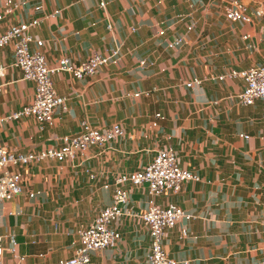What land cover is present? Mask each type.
Listing matches in <instances>:
<instances>
[{"label":"crops","instance_id":"1","mask_svg":"<svg viewBox=\"0 0 264 264\" xmlns=\"http://www.w3.org/2000/svg\"><path fill=\"white\" fill-rule=\"evenodd\" d=\"M5 1L0 0V33L59 10L31 29L43 40L31 48L41 50L49 65L62 56L78 63L94 51L105 54L113 48L119 60L90 78L53 74V87L65 97L66 108L56 109L52 125L32 116L1 121L0 145L18 152L58 147L63 136L81 130L83 119L97 127L120 123L125 135L101 153L91 147L89 158L19 166L23 191L0 202L3 246L13 236L23 264H56L70 257L78 228L111 203L114 176L141 169L158 149L171 146L200 181H186L179 193L155 199L194 215L165 232L169 257L186 264H263L264 104H241L239 79H211L192 89L182 83L264 63V19L253 18L250 25L227 21L223 0H102L104 7L101 0H42L43 12L27 0H11L17 6L8 13ZM241 1L250 10L256 7V0ZM160 29L163 36L157 34ZM175 36L183 38L181 45L167 47ZM13 56L12 44L0 51L5 66L1 116L20 109L34 94V83L22 80L20 69L10 65ZM138 91L148 94L134 97ZM157 112L162 118L154 117ZM124 187L130 214L114 225L121 237L115 248L92 253L89 264H147L148 230L133 214L147 209L149 196L142 186ZM35 191L36 196H28ZM182 227L188 234L181 238ZM4 264H12L8 253Z\"/></svg>","mask_w":264,"mask_h":264},{"label":"built area","instance_id":"2","mask_svg":"<svg viewBox=\"0 0 264 264\" xmlns=\"http://www.w3.org/2000/svg\"><path fill=\"white\" fill-rule=\"evenodd\" d=\"M222 11L227 21L239 22L250 25L253 18L264 19V0H256V7L252 10L241 0H223ZM27 3L37 12H43L42 0H27ZM105 2L100 1L99 6L104 7ZM17 6L11 0L5 1L7 13ZM59 10L51 13H43L41 17L33 18L27 22H21L8 26L0 33V51L8 44L13 45L14 56L10 64L20 69L22 80L34 83V94L28 103L20 109L0 115L1 121L18 120L21 117L32 116L38 123L52 125L54 114L58 107L65 109V97L59 95L53 87L52 75L61 71L71 74L76 79L93 77L100 66L114 64L119 60L118 48H113L105 54L99 51L92 52L85 59L74 63L67 56L58 59L55 65H49L45 54L39 49H32V43L38 47L43 45V40L36 38L31 29L58 14ZM2 15L0 14V18ZM192 23L187 25L186 31L192 29ZM107 30H112L110 22L106 24ZM133 29V28H132ZM157 34L163 36L165 31L160 29ZM249 35L246 33L243 38ZM183 38L175 36L167 40L169 48L181 45ZM145 65L144 59L139 61ZM4 65H0V76L3 75ZM216 79L218 81L239 79L243 83V89L237 97L241 104L252 105L255 101L264 104V63L250 65L245 68H229L222 73L213 76L192 77L182 84L189 89L201 86L204 82ZM2 84H0L1 93ZM147 92H136L134 97L147 95ZM156 119L162 118L161 113L154 114ZM81 130L73 135L63 136L58 147H47L36 151L18 152L5 145H0V202L7 201L23 191L22 175L17 170L19 166L43 160H74L78 156L89 158L87 155L91 147L96 153L104 151L111 142L125 135V130L120 123H111L108 126L97 127L91 125L86 119L80 122ZM242 137L248 135L240 134ZM170 138V137H168ZM90 178L94 173L89 171ZM112 201L102 206L93 220L81 225L77 230V244L68 258L59 259L56 264H89L91 254L105 249L116 247L121 234L114 227L125 215L130 212L125 209L129 200V191L125 184L142 186L149 196L148 207L138 217L148 230L149 251L147 264H186L169 257L163 240L165 232L176 226L180 220L188 221L194 215L173 202L161 204L156 198L167 194L180 192L186 181H200V177L183 167L175 150L169 146L158 149L150 161L141 169L127 173H118L112 180ZM39 192H30L29 197H34ZM188 234L186 227H182L180 237ZM3 236L0 233V264H4V254H10L12 264H23L24 256L17 251V242L13 236H9V246H3ZM264 264V261H263Z\"/></svg>","mask_w":264,"mask_h":264},{"label":"rangeland","instance_id":"3","mask_svg":"<svg viewBox=\"0 0 264 264\" xmlns=\"http://www.w3.org/2000/svg\"><path fill=\"white\" fill-rule=\"evenodd\" d=\"M102 66H100L99 68H98V70L101 68ZM130 147V145H126V148H129ZM135 197H137V196H135Z\"/></svg>","mask_w":264,"mask_h":264}]
</instances>
